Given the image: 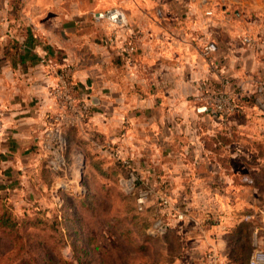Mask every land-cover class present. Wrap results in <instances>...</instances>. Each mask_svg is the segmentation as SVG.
<instances>
[{
	"label": "crops",
	"instance_id": "obj_1",
	"mask_svg": "<svg viewBox=\"0 0 264 264\" xmlns=\"http://www.w3.org/2000/svg\"><path fill=\"white\" fill-rule=\"evenodd\" d=\"M110 9L124 26L95 19ZM65 65L76 104L90 105L64 123L69 160L76 168L83 154L89 171L117 159L152 185L147 207L169 203L161 236L177 239L175 264H249L264 251V117L250 103L264 95V0H0L2 196L38 200L60 186L44 144L56 117L72 114L51 96ZM218 94L238 108L227 122L197 111ZM223 131L236 133L232 149L250 133L254 156H221ZM247 162L249 173L236 170Z\"/></svg>",
	"mask_w": 264,
	"mask_h": 264
},
{
	"label": "rangeland",
	"instance_id": "obj_2",
	"mask_svg": "<svg viewBox=\"0 0 264 264\" xmlns=\"http://www.w3.org/2000/svg\"><path fill=\"white\" fill-rule=\"evenodd\" d=\"M256 109L260 114L255 118H263L264 111ZM235 134L221 132V156H254L249 148L250 133L240 137L241 149H232ZM258 135L264 136V132ZM260 149L264 155V147ZM68 152L66 145L63 165L49 164L59 173V187L43 191L38 200L9 197L8 202H0V216L6 213L15 223L13 230L0 228V264H175L171 243L164 244L161 236L167 233L170 212L164 206L169 203L158 197L162 212L147 207L157 199L152 185L143 186L136 172L115 158L107 169L97 159L88 171L82 154L75 168ZM235 167L249 173L248 162ZM185 214L179 212L175 218L184 220ZM160 218L163 224L158 222ZM175 246L173 243L176 255Z\"/></svg>",
	"mask_w": 264,
	"mask_h": 264
},
{
	"label": "built area",
	"instance_id": "obj_3",
	"mask_svg": "<svg viewBox=\"0 0 264 264\" xmlns=\"http://www.w3.org/2000/svg\"><path fill=\"white\" fill-rule=\"evenodd\" d=\"M95 19L97 21L106 20L112 24L116 25H125V16L123 12L119 9H110L106 11L99 12L95 14ZM216 45L214 43H210L206 47V52L211 53L216 51ZM74 68L72 65H65L60 69L58 73V82L53 87L51 96L55 100L56 105L64 110L70 111L71 115H66V113H60L56 119L61 125L55 126L52 135L49 137L48 141L45 142V150L50 153L51 164L55 165H63L65 163L64 150L66 148V141L64 139L62 129L64 128V123L68 121V117H72L71 122H77L78 120H82L86 118V116L90 113V105L82 101L78 105L76 104V100L74 98V94L77 93V86L73 79ZM255 99V107L260 108L264 111V95L261 91L257 92L253 95ZM236 102L230 98H228L224 94H218L215 96L207 97V101L204 105H202L199 109H197L198 113H207L210 111H214L215 113H219L222 118H227L237 112ZM3 115L0 112V138L3 135ZM73 124V123H72ZM71 124V125H72ZM244 183L252 186L254 185V181L251 178L243 177ZM140 204L144 203V199L141 198L139 200ZM249 264H264V251L257 250Z\"/></svg>",
	"mask_w": 264,
	"mask_h": 264
},
{
	"label": "trees",
	"instance_id": "obj_4",
	"mask_svg": "<svg viewBox=\"0 0 264 264\" xmlns=\"http://www.w3.org/2000/svg\"><path fill=\"white\" fill-rule=\"evenodd\" d=\"M250 103L252 104V107H255V99L254 97H252L250 99ZM10 199L8 196H2L0 195V202H8ZM15 227V223L14 221H11V217L9 215H7L6 213H4L3 215L0 216V228L1 229H5V230H13ZM174 238V240L172 239ZM164 239H166L163 243L166 245H170V241L172 240L174 242V244L176 245L175 247L177 248L178 245L176 244L175 241H177V239L175 238V236L169 238V236H166ZM171 248V247H170ZM178 249V248H177Z\"/></svg>",
	"mask_w": 264,
	"mask_h": 264
}]
</instances>
